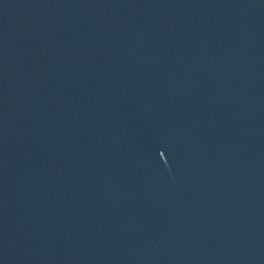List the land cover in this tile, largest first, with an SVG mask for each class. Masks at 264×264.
Wrapping results in <instances>:
<instances>
[{"label":"water","instance_id":"1","mask_svg":"<svg viewBox=\"0 0 264 264\" xmlns=\"http://www.w3.org/2000/svg\"><path fill=\"white\" fill-rule=\"evenodd\" d=\"M0 264H264V0H0Z\"/></svg>","mask_w":264,"mask_h":264}]
</instances>
